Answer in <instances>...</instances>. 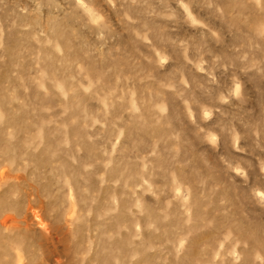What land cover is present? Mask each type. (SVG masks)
Returning a JSON list of instances; mask_svg holds the SVG:
<instances>
[{
	"label": "clouds",
	"instance_id": "1",
	"mask_svg": "<svg viewBox=\"0 0 264 264\" xmlns=\"http://www.w3.org/2000/svg\"><path fill=\"white\" fill-rule=\"evenodd\" d=\"M0 264H264V0H0Z\"/></svg>",
	"mask_w": 264,
	"mask_h": 264
}]
</instances>
